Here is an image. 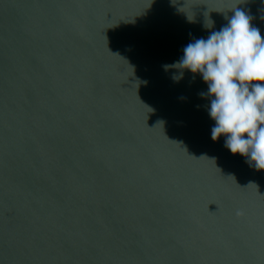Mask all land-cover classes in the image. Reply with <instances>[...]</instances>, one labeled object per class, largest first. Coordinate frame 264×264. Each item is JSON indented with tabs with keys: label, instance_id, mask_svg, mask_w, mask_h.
I'll return each mask as SVG.
<instances>
[{
	"label": "water",
	"instance_id": "95a60500",
	"mask_svg": "<svg viewBox=\"0 0 264 264\" xmlns=\"http://www.w3.org/2000/svg\"><path fill=\"white\" fill-rule=\"evenodd\" d=\"M236 9L264 38V0H0V264H264V171L173 67Z\"/></svg>",
	"mask_w": 264,
	"mask_h": 264
},
{
	"label": "clouds",
	"instance_id": "9594fccd",
	"mask_svg": "<svg viewBox=\"0 0 264 264\" xmlns=\"http://www.w3.org/2000/svg\"><path fill=\"white\" fill-rule=\"evenodd\" d=\"M183 51L173 67L200 74L207 84V93L201 95L212 98V139L226 137L225 147L233 155L246 157L250 166L264 171V38L251 17L236 9L226 26Z\"/></svg>",
	"mask_w": 264,
	"mask_h": 264
}]
</instances>
